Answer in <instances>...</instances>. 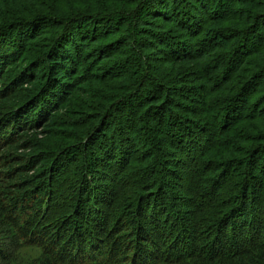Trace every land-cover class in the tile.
I'll list each match as a JSON object with an SVG mask.
<instances>
[{"label": "trees", "instance_id": "1", "mask_svg": "<svg viewBox=\"0 0 264 264\" xmlns=\"http://www.w3.org/2000/svg\"><path fill=\"white\" fill-rule=\"evenodd\" d=\"M262 78L264 0H0V264H264ZM161 146L200 151L186 197Z\"/></svg>", "mask_w": 264, "mask_h": 264}, {"label": "rangeland", "instance_id": "2", "mask_svg": "<svg viewBox=\"0 0 264 264\" xmlns=\"http://www.w3.org/2000/svg\"><path fill=\"white\" fill-rule=\"evenodd\" d=\"M157 24L158 25H162V23H157ZM158 27H160V26H158ZM111 45L114 46L113 44H111ZM153 45H156V44L153 43ZM158 48H161V47L158 46ZM146 57L148 58V61H146L145 64H147L148 67H153V68L157 67L158 68V67H160L162 65L161 64L162 62L160 63L158 61L159 57H161V54L159 55V53L157 51L156 52L154 51V52L146 53ZM118 65L119 64L114 61V62H109L103 68H104L106 73H109L113 69L115 71L114 74H116V73H120L121 72V70L118 69ZM135 65H138V62L135 63ZM190 73H191V71H188L185 76L179 77L178 80H176V82L174 81V83H177V84L171 83V85H170L169 82H163V83H164V85H166L170 89L168 91V93H167L168 95H170V93H172V90H179V89L183 90V89H185L184 92L187 95L188 101H185L184 99H182V98H180L178 96H176V97L175 96H171V97H173L172 101H175L176 104H181V105L183 104V106H187L188 105L191 108H194V109L199 108V109L202 110L201 104H199V102L197 100V97L193 93V91L198 93V90L195 87L196 86V83H195L196 80L193 79V77L191 76ZM152 75H154V74H152ZM263 79L264 78H262L261 81ZM180 82H182V83H180ZM262 83L264 84V81ZM148 89H149V87H148ZM148 89H146V90H148ZM145 92L146 91H144L142 93L143 96L146 95ZM135 94H136V92H135V90H133V91L128 92L126 94V97H128V99L125 98V99H121L120 100V102H119V104H118V106L116 108L117 111H113L112 114H111V117L114 118V120L117 119L119 121L124 116L128 117L131 109H133L135 107H140V105L143 104L144 101L143 102H139L138 101L139 99L135 96ZM140 94L141 93L139 92L138 95H140ZM177 95H179V94H177ZM253 99L254 98H252V100ZM257 102H258V105H257ZM261 105H262V101L260 99L256 100L255 106H257L258 109H260L259 112L264 115V105L262 106V108H259ZM176 109H177V107L172 106V111L168 114V116H161V115L154 114V117L148 119V123L153 125L155 128L159 129V132L157 134L153 135L156 139H157V137H160L159 133L163 134L162 137H166L165 136L167 134L166 132L172 133V132H170L171 129L166 128V126L163 125V124L166 122L165 120L170 118V116L175 117V116L178 115V116L181 117V114H179V113H183V112L181 110H179V112L176 113L175 112ZM182 115L184 116L185 114H182ZM138 121H139L138 118H137V120L135 119L136 128H142ZM120 122L124 123L123 121H120ZM198 132H199V130H198ZM110 133L112 134L113 132H110ZM173 133H177V130H174ZM197 136L199 138H201L202 134H200V136L198 134ZM189 146H188V148H185L186 149V153L183 150H179V149L172 150V149L167 148L165 146H161V152L159 154V157L155 158V159H159V161H158L159 167L157 166L158 167L157 171H158V175H160V179L162 181L163 180L164 181H169V180H167L168 178H166V176L164 174L165 167H163V166L166 164L168 166L167 169H169L168 171H170V173H174L175 175L179 176V179H181L182 182H180L179 188H181L182 185H185V186L189 185L190 180L188 179V176L192 172L191 164H194V160L196 159V157H198V155L200 156V153H199L200 151H198L195 154H193L194 155L192 157L193 161H189V157H188L189 154L188 153H190L191 150H192V149H190L191 147H189ZM263 160H264V158L262 159V161ZM238 174H239V172H238ZM253 175H255L257 177H261L259 173H255L254 172ZM174 182L175 181L172 180V182H169V184H168L169 193L172 192L173 193L172 195H174L175 197H186L188 195V192H186V189H182V188L179 189V190L175 189V187H177V186L174 185ZM59 203H61V200H59ZM38 256H39V254H38L37 250H34V249H32V250L27 249L26 250L25 249V250L20 251L19 256H17V258H16V261L12 262L10 264H23V263L25 264V263H27L29 261L36 260V258Z\"/></svg>", "mask_w": 264, "mask_h": 264}]
</instances>
